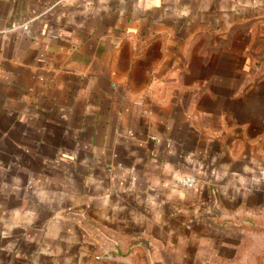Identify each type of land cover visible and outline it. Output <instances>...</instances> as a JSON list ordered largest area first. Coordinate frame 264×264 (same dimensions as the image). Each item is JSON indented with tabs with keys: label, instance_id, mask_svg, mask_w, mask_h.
<instances>
[{
	"label": "crops",
	"instance_id": "crops-1",
	"mask_svg": "<svg viewBox=\"0 0 264 264\" xmlns=\"http://www.w3.org/2000/svg\"><path fill=\"white\" fill-rule=\"evenodd\" d=\"M213 206L264 211V0H0V264H129Z\"/></svg>",
	"mask_w": 264,
	"mask_h": 264
},
{
	"label": "rangeland",
	"instance_id": "rangeland-1",
	"mask_svg": "<svg viewBox=\"0 0 264 264\" xmlns=\"http://www.w3.org/2000/svg\"><path fill=\"white\" fill-rule=\"evenodd\" d=\"M217 208L187 213L174 241H154L129 264H264V211L232 218Z\"/></svg>",
	"mask_w": 264,
	"mask_h": 264
},
{
	"label": "built area",
	"instance_id": "built-area-1",
	"mask_svg": "<svg viewBox=\"0 0 264 264\" xmlns=\"http://www.w3.org/2000/svg\"><path fill=\"white\" fill-rule=\"evenodd\" d=\"M24 28H28V25H24ZM197 183H198V179L195 175H188V176L183 177L180 180V185L185 187V188L194 186Z\"/></svg>",
	"mask_w": 264,
	"mask_h": 264
}]
</instances>
